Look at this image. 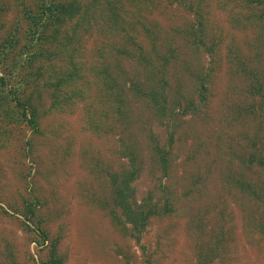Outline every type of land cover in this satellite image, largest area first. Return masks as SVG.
<instances>
[{"label":"rangeland","instance_id":"1","mask_svg":"<svg viewBox=\"0 0 264 264\" xmlns=\"http://www.w3.org/2000/svg\"><path fill=\"white\" fill-rule=\"evenodd\" d=\"M180 1L122 0L136 43L120 36L124 52L110 61L113 87L127 104L125 116L114 117L115 96L91 77L88 97L65 112L49 111V92L38 94L36 84H30L25 96L38 108L40 133L0 115V207L7 211L0 209V264H35L47 254L46 244L34 240L37 231L21 225L24 201L34 205L29 226L39 223L48 240L58 238L63 264H196V252H210L220 236V257L208 264H264V238L246 235V198L236 189V175L254 185L264 182V171L246 161L253 148L254 156L257 148L264 152V111L258 110L263 101L255 90L260 83L264 93V41L257 43V53L252 30L233 28L231 18L239 7L231 1ZM29 3L0 0V38L15 22L22 33L20 9ZM196 13H202L206 28L204 45L193 41ZM107 43L95 33L83 43L80 57L90 63L93 50L101 52ZM137 44L154 57L158 69L138 60ZM162 56L169 62L165 110L158 114L145 95L152 87L161 92ZM150 70L154 75L148 76ZM201 78L207 87L203 95ZM88 113L100 123V133L86 123ZM169 135L164 175L157 150L166 147ZM130 150L137 154L135 200L150 197L161 205L168 195L178 212L151 217L139 242L113 227L103 210L113 206L110 176L129 170ZM246 205L261 219L254 204Z\"/></svg>","mask_w":264,"mask_h":264},{"label":"trees","instance_id":"2","mask_svg":"<svg viewBox=\"0 0 264 264\" xmlns=\"http://www.w3.org/2000/svg\"><path fill=\"white\" fill-rule=\"evenodd\" d=\"M230 1L239 7L237 15H233L231 18L233 28L243 32L252 30L254 48L257 47L256 52L258 53L259 45L257 43L264 41V0H242L243 3L239 4V0H224V3H230ZM180 2L185 5L184 0ZM197 2L199 1L197 0ZM121 5H123L122 0H30L29 5H22L20 12L25 26L22 33L19 28L20 24L15 22L6 36L0 38V115H2V120L10 119L14 122H22L32 132L40 133L38 108L32 104L29 96H25V91L30 84H36L35 91L38 94L49 92L51 100L49 111L55 109L58 112H65L67 108L75 106L78 101L88 97V88L86 87L90 77L94 82L98 81L99 87L104 86L110 91L109 93L115 96V101L111 103L114 117L117 119L118 115L125 116L127 104L117 97L118 94L113 87V83L116 84V81L113 74L114 65L110 58H116V53L124 52L122 49L125 48L118 43L120 36L131 43H136L134 39L136 35L132 34L135 26L125 19L124 9L121 8ZM186 7L191 9L189 5ZM132 8L138 11L137 5L133 4ZM201 15L202 13H196L195 27L197 30L196 33L194 31L192 33L196 45H204L206 28ZM129 24L130 28H128ZM2 28L3 26L0 24V30ZM142 29L147 37L151 36L152 32L148 30V27L142 26ZM147 31L149 32L147 33ZM95 33L103 39L106 38L108 43L102 47L101 52L100 49H94L93 60L86 63L80 57V53L83 52L82 46ZM22 38H25L23 43H21ZM151 42V49L156 55L155 41L151 39ZM138 47V60L144 65L148 64L153 69H158L154 63V57L148 58L149 54L140 45ZM94 54L98 56V59L96 56L94 57ZM168 62V58L162 56L157 71L161 92H156L152 87L147 88L149 93L145 95V98L148 97L147 103L157 112L159 111L158 114L165 110L162 106L166 99L163 84L166 82L165 70ZM151 75H154V70L149 71L148 76ZM38 86L43 87L42 92L37 90ZM260 89L261 85L258 83L255 90L263 101L258 105V110L264 111V93ZM205 92H207V87L205 80L201 78L200 94L203 95ZM142 95L138 93L136 97L142 99ZM96 121L89 113L87 114L86 123L90 124L98 134L101 131V126L100 123L96 125ZM171 141V135H169L166 147L157 150V159L161 163L160 167L164 175L168 168L167 160ZM25 144L28 145L29 142H25ZM254 149L248 153L246 161L249 166L256 164L260 167L259 169L264 171V152L257 148V155L254 156ZM128 159L129 170L110 176L113 206L110 209L107 206L103 210L113 227L139 242L151 217L175 216L178 215V212L168 195L165 196L161 205L153 202L150 197H146L140 202L135 200L132 182L138 174L135 164L137 154L130 150ZM236 177V189L246 198L247 202L244 201L242 210L244 212V231L248 237L257 235L264 238V182H258L255 186L252 182L243 179L241 175H236ZM251 203L255 205L258 212H261V219L247 208L246 204ZM23 206L24 220L21 221V225L27 231L34 232L36 230L38 237L34 239L35 242L38 245L46 244L48 248L46 256L34 263L63 264V258L57 253L58 238L48 240L47 232L41 228L39 223L35 225L36 228L30 227L28 223L33 221L34 205L24 201ZM117 208H119V213ZM0 209L3 213H7L2 207ZM221 242V236L217 237L210 252L204 255L197 251L196 264H208L218 259Z\"/></svg>","mask_w":264,"mask_h":264}]
</instances>
